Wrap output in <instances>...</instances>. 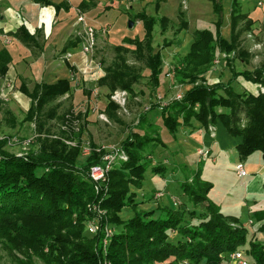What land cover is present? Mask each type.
<instances>
[{
	"label": "trees",
	"instance_id": "1",
	"mask_svg": "<svg viewBox=\"0 0 264 264\" xmlns=\"http://www.w3.org/2000/svg\"><path fill=\"white\" fill-rule=\"evenodd\" d=\"M207 1L220 13L222 0ZM159 4L156 0V12ZM240 15L241 9L234 1L228 41L213 37L205 29L194 32L190 50L178 72L182 79H193L189 74L210 65L217 53L234 52L232 46L237 38L234 28ZM135 18L143 25V39L131 41L133 49L114 47L115 62L104 69L105 75L96 82L97 87L108 90L109 96L116 90L132 91L135 77L119 68L128 70L124 62L129 53L135 61L144 63L154 90L158 88L161 57L150 47L156 20L144 11ZM185 26L183 22L181 28ZM262 30L264 32V26ZM23 35L21 28L19 36L24 38ZM9 62L8 53L1 51L0 79L5 76ZM248 79L251 78L248 76ZM258 82L264 84V80ZM19 91L30 100L24 121L34 124L36 149L17 156L5 150V139L0 140V243L12 252L9 256L13 264H181L182 261L222 264L236 251H243L252 264H264L261 245L250 242L241 249L245 245L246 228L237 218L220 212L219 206L206 195L211 184L199 176L193 181L185 177L180 183L179 194L183 195V200L178 206L165 202L149 211L137 210L138 202L130 189L142 188L146 170L152 163L146 160L148 155H144L152 142L145 134L143 140L122 142L121 150L127 159L111 170L109 182L95 186L88 172L101 163L102 152H93L79 163V148L67 146L65 141L81 144L84 126L76 132L72 125L74 120L83 117L71 111L57 114L58 99L71 91L69 80L35 84L31 91L21 84ZM237 98L239 94L230 85L223 89L193 86L180 102H172L166 110L153 105L140 116L139 122H146L148 114L157 111L162 126L173 137L181 128L208 131L219 122L231 137L240 138L236 151L241 160L259 153L264 162V95H250L249 100L243 105L240 102L241 106L235 110ZM217 108H229L231 113H218ZM116 110L110 101L104 108L112 120H115ZM53 120L65 124L54 138L49 125ZM8 121L14 125V119ZM152 173L163 177L166 169L157 163ZM160 195L163 196L161 192ZM95 207L106 210L107 216L101 218ZM129 207L133 217L123 220L120 212ZM89 222L99 226L96 232L89 230L86 225ZM104 227L112 231L109 237H105ZM225 253L228 255L223 257Z\"/></svg>",
	"mask_w": 264,
	"mask_h": 264
},
{
	"label": "rangeland",
	"instance_id": "2",
	"mask_svg": "<svg viewBox=\"0 0 264 264\" xmlns=\"http://www.w3.org/2000/svg\"><path fill=\"white\" fill-rule=\"evenodd\" d=\"M102 1L97 9L99 15H89L92 20L98 19V22L92 26L96 28V45L91 53L83 55L86 59L87 72L80 76L77 75L76 70L74 72L70 70V98L63 96L57 101L58 115L71 111L75 114L80 113L83 117L82 120H74L72 125L76 132L80 126H84L85 131L81 136V144L76 145L73 141H65V144L79 148L78 162L82 163L93 152H102V157L108 156V150L120 149L122 142L127 139L143 140L145 134L152 142L148 149L146 148L144 155H148L146 160L152 163L146 170L142 188L130 189L131 194L135 193V202H138L137 210L149 211L165 202L168 205L175 203L178 206L183 200V195L179 194L180 182L184 181L185 177H190L188 180L193 181L197 179L196 176H199L203 181L213 184V187L208 190L210 191L208 197L220 203L222 213L240 212L244 204L243 200L250 199L252 193H243L244 185L236 179L227 162L223 164L222 158L228 156L219 155L216 147L204 149L201 137L191 134L189 128H184L185 132L183 128L178 129L173 137L162 126L159 114L157 119L155 111L148 114L146 122L139 121L140 116L153 105L166 110L172 102H180L187 90L193 86L223 89L230 85L239 94L235 110L248 101L250 95H264V84L258 82L259 79L264 80V32L262 30L264 24L253 23L241 11L234 28L237 37L232 46L234 52L217 53L214 61L204 68L208 71L203 69L197 71L196 74H189L188 77L193 79L185 80L178 72L183 67V58L190 50L196 30L205 29L215 38L218 36L226 41L230 39V12L233 0H222L220 13H217L207 0H157L160 2L158 12L154 11L156 0ZM257 1L251 0L245 8L251 7V4L254 6ZM145 7L146 11L148 10L147 15L156 20L150 47L161 57L158 88L154 90L153 82L149 78V72L145 69L144 63L135 61L129 53L125 56L124 62L128 70L119 68L135 77L131 85L132 91L127 93L116 90L109 96L108 90L104 87H97L96 82L105 75L104 69L115 62L114 47L124 46L133 49L130 42L143 39V25L135 17ZM162 18L167 21H162ZM129 21L133 23L131 28L128 27ZM183 22L186 23L185 28H181ZM78 29L80 31L81 28ZM102 29L105 31L102 32ZM260 71L263 74L259 75ZM248 76L251 79H248ZM256 78H258L257 82H253ZM21 81V78L14 79L9 75L6 80L0 79V140L5 139L7 141L5 150L17 156L36 149L34 124L24 121L29 100L23 102L22 96L19 95ZM25 84L28 91H31L34 86L33 80L30 79ZM115 92L125 93L124 104L111 100ZM221 93L224 94L223 91ZM108 101L117 107L114 112L116 121L109 119L104 111ZM240 102L241 105H239ZM216 111L227 115L231 113L229 108H217ZM9 119H14L13 126L9 123ZM49 125L51 137L54 138L58 136L59 130L65 124L60 120H53L49 122ZM193 125L197 124L193 122ZM215 126L210 127L206 132L211 134L213 130V134ZM208 149L211 150L210 154ZM119 154V157L125 156L127 159L124 152ZM258 155L259 153L253 154L243 160L246 168L255 162V164L258 163L260 160ZM213 156L220 160L218 161L219 168L216 167L217 164L212 163ZM157 163L166 169L163 177L152 173V167ZM110 172L105 177V183L109 182ZM196 173L198 175L194 177ZM261 197V200H264V196L258 199ZM97 208L94 209L101 218L107 216L106 210ZM120 217L123 220L132 218L133 210L130 207L122 209ZM231 225L233 226L232 223ZM246 231L245 245L242 246V250L249 246L250 242L254 243L252 241L254 229L248 226ZM6 249L4 243L1 242L0 264H13L9 256L12 252ZM227 255L225 253L223 257ZM230 255L225 259V264H233ZM246 259L249 264H252L249 258ZM182 262L181 264H186L184 263L186 261ZM104 264L109 263L104 262Z\"/></svg>",
	"mask_w": 264,
	"mask_h": 264
},
{
	"label": "crops",
	"instance_id": "3",
	"mask_svg": "<svg viewBox=\"0 0 264 264\" xmlns=\"http://www.w3.org/2000/svg\"><path fill=\"white\" fill-rule=\"evenodd\" d=\"M234 1L249 20L255 24H264V0H258L249 8L245 6L251 3V0ZM102 2V0H0V52L6 51L10 57L3 78L6 80L8 75L14 79L21 78V84H24L28 90L25 83L30 79L33 80L34 85L51 84L59 79L69 80L70 69L76 70L77 75L83 76L87 72L86 59L81 54L84 29L98 22V19L92 20L89 15L98 14L97 9ZM76 10H80L84 16L85 24L77 22ZM142 11L146 13L148 10L146 11L145 7ZM21 28L24 38L19 36ZM78 28H81L80 31ZM19 92L23 102L29 100L26 95ZM70 94L71 92L65 97L70 98ZM154 114L158 119V112L155 111ZM182 130L185 132L184 128ZM188 130L191 134L201 137L204 149L216 147L219 155L228 156L222 158L223 164L227 162L236 179L244 185L243 193H252L250 199L243 200V207L237 212L238 214H223L237 218L244 228L251 226L254 229L252 241L264 248V200H261L262 197L258 199L264 196V162L260 154L258 163L255 162L246 168L244 159L241 160L236 151V147L241 143L240 138L228 135L221 124L217 123L213 134V130L211 134L204 130ZM218 161L220 160L216 156L212 157V163L217 164L216 167L219 168ZM238 162L243 164L247 172V176L243 179H239L234 171V166ZM211 187H213L212 183ZM209 193L210 191L206 194L207 197ZM211 201L219 206L221 212L220 203L212 199ZM246 258L251 259L248 256Z\"/></svg>",
	"mask_w": 264,
	"mask_h": 264
},
{
	"label": "built area",
	"instance_id": "4",
	"mask_svg": "<svg viewBox=\"0 0 264 264\" xmlns=\"http://www.w3.org/2000/svg\"><path fill=\"white\" fill-rule=\"evenodd\" d=\"M124 1V0H122ZM77 13V22L81 24H85V19L80 10H76ZM105 29H102V32H104ZM96 30L91 26H86L84 29V41L81 48V54L87 55L93 51V48L96 45ZM125 93L124 92H115L111 96V100L117 102L118 104H124L125 102ZM179 98V96L177 97ZM123 151L118 148L108 150V156L102 157L101 163L92 166L88 172V178L95 184V186H99L102 183L105 182V177L108 174L109 171H111L115 166L119 164L121 161H125L126 157L118 156V154L122 153ZM119 154V155H120ZM235 174L239 179H243L247 176V172L241 162H238L234 166ZM97 189V187H96ZM87 227L91 232H96L98 230V225L89 222L87 223ZM105 237H109L112 234V231L108 228L103 229ZM106 243V240H104V244ZM231 263L233 264H249L246 255L243 251H236L230 255Z\"/></svg>",
	"mask_w": 264,
	"mask_h": 264
},
{
	"label": "water",
	"instance_id": "5",
	"mask_svg": "<svg viewBox=\"0 0 264 264\" xmlns=\"http://www.w3.org/2000/svg\"><path fill=\"white\" fill-rule=\"evenodd\" d=\"M133 23L131 21L128 22V27L131 28Z\"/></svg>",
	"mask_w": 264,
	"mask_h": 264
}]
</instances>
